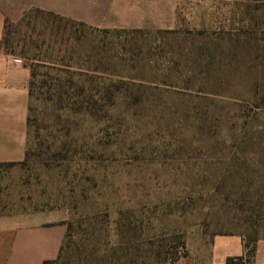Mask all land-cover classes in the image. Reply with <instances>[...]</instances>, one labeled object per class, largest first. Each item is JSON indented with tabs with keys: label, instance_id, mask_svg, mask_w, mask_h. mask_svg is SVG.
<instances>
[{
	"label": "rangeland",
	"instance_id": "obj_1",
	"mask_svg": "<svg viewBox=\"0 0 264 264\" xmlns=\"http://www.w3.org/2000/svg\"><path fill=\"white\" fill-rule=\"evenodd\" d=\"M154 1L142 27L77 25L59 70L24 59L29 155L0 166V226L64 223L55 264H208L233 240L264 264V0Z\"/></svg>",
	"mask_w": 264,
	"mask_h": 264
},
{
	"label": "crops",
	"instance_id": "obj_2",
	"mask_svg": "<svg viewBox=\"0 0 264 264\" xmlns=\"http://www.w3.org/2000/svg\"><path fill=\"white\" fill-rule=\"evenodd\" d=\"M56 1L48 0L44 3L52 5L44 6L37 0H0V43L6 19L19 21L30 7L60 14V10L55 7ZM154 2L156 1L86 0L85 3L99 7L94 8L95 15L88 16L80 12L69 17L95 27H142L153 21L151 3ZM31 80L32 71L27 61L4 53L0 47L1 163L21 162L25 159ZM65 235L66 225L61 222L0 226V264H43L44 261L54 260L60 254ZM242 254V244H236L233 240L226 250L211 253L208 264H227V257Z\"/></svg>",
	"mask_w": 264,
	"mask_h": 264
},
{
	"label": "trees",
	"instance_id": "obj_3",
	"mask_svg": "<svg viewBox=\"0 0 264 264\" xmlns=\"http://www.w3.org/2000/svg\"><path fill=\"white\" fill-rule=\"evenodd\" d=\"M33 12L41 13L44 15V25L38 27L35 22H33L32 15ZM86 26L89 30H97V27H93L85 22L75 20L73 18L60 15L58 13L44 10L38 7H34L29 11H26L22 18L13 22L9 19H6L4 26V33L0 43L2 51L8 55L15 57H20L23 59H29L31 61H36L38 66L43 65L44 67H51L53 70H59V66L68 65L71 60L77 58L75 55L77 53V40L78 37L76 26ZM9 28H8V27ZM7 29V30H6ZM25 31L27 35L35 33V38H30V41L27 42L26 35H21V31ZM32 30V31H31ZM106 30V29H103ZM11 31V32H10ZM13 33L14 36L17 34L20 38L16 40L14 37L5 38V35ZM32 37V36H31ZM19 42H23L24 46L18 50L16 45ZM16 44V45H15ZM76 51V52H75ZM89 53V52H88ZM85 53V57L88 60L89 54ZM64 62H67L64 64ZM32 78L35 76V70L33 65H31ZM30 92L32 95V80L30 85ZM30 122V109L28 116V127ZM29 155V150L26 145L25 159ZM25 159L21 162H7L1 163V165L13 166L22 164L25 162ZM63 250H60V254L54 260L44 261L43 264H55L60 260L61 253ZM227 264H246L245 258L241 256H230L226 259Z\"/></svg>",
	"mask_w": 264,
	"mask_h": 264
}]
</instances>
